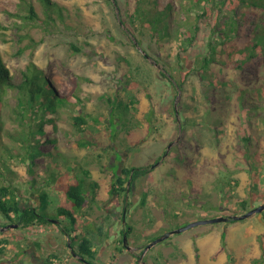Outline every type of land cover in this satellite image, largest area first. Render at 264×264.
<instances>
[{
	"label": "rangeland",
	"instance_id": "obj_1",
	"mask_svg": "<svg viewBox=\"0 0 264 264\" xmlns=\"http://www.w3.org/2000/svg\"><path fill=\"white\" fill-rule=\"evenodd\" d=\"M51 1L62 7L64 20L48 31L11 16L8 11L15 10L16 0H0V51L13 80L20 82L32 62L43 70L58 95L72 100L60 105L54 131L46 132L56 137V144L49 141L28 150L11 136L25 131L30 123L17 115V92L9 90L4 98L0 175L3 182L18 189L22 206H36L41 214L46 210L58 223V207L73 206L64 193L67 184L81 179L88 191V184L95 182V200L88 197L76 215L82 233L79 237L95 239L93 264H216L219 254L215 253L220 247L227 257L222 264H264L258 259L264 248V212L233 223L200 225L172 234L140 254L142 246L190 223L243 214L242 201L247 211L264 204V164L262 171L256 170V165L238 153L242 150L239 125L247 128L252 118L245 121L246 115L232 107L227 112L225 106L236 83L259 81L254 68L236 73L214 66L209 80L225 85H216L209 95L206 91L202 94L203 83L193 76L179 91L161 75V66L151 56L162 57L174 67L188 63L186 71L194 65L197 47L216 38L207 20L199 23L203 20L197 18L201 9L191 0H174L176 18L173 14L171 24L180 22L182 26L162 48L154 44L147 30H138L136 36L149 55L122 22L127 19L120 15V7L127 12L129 3L132 10L133 0H116L118 4L107 0ZM35 6L44 18L40 4ZM227 18V14L220 15L219 24H226ZM197 23L200 30L195 31ZM188 30L196 34L191 43L184 41ZM180 74H175L177 80ZM125 105L129 110L123 109ZM113 107L126 114L125 126L117 124V115L112 121ZM78 117L84 121H76ZM216 137L220 138L217 143ZM260 143L264 152V140ZM29 158L51 169L45 173L40 169L35 184L28 173ZM132 167L150 172L129 188L127 182L128 192L112 195L116 175L122 176L123 169ZM125 195L128 212L122 219ZM61 222L62 229L57 224L28 229L2 226L0 239L8 244L3 246L0 264H40L32 257L33 241L40 244L43 258L53 254V264L73 257L65 235L71 221L62 218ZM4 223L0 215V225ZM123 224L131 227V233L126 249L119 253Z\"/></svg>",
	"mask_w": 264,
	"mask_h": 264
},
{
	"label": "trees",
	"instance_id": "obj_2",
	"mask_svg": "<svg viewBox=\"0 0 264 264\" xmlns=\"http://www.w3.org/2000/svg\"><path fill=\"white\" fill-rule=\"evenodd\" d=\"M107 1L109 3L112 2V4H118L116 0ZM191 1L195 8L201 9L197 18H203V20L199 23L205 24L204 22L207 20V26L211 28V33L216 38L210 39L208 43L204 41L201 46L197 47L193 55L194 65L186 71H184V68L188 63H182L178 67H174L171 63H167L165 59L163 60L162 57L153 58L150 56L156 64L161 66L164 72L161 75L170 79L179 91L183 88L187 79L194 76L203 83L202 94L206 91L208 95L216 85L223 86L226 84V82L218 83L214 82V80H209V77L212 75L210 71L214 66L236 73L241 72L245 68H254L259 81L253 85L236 83L232 95L227 98L225 106L227 112L232 107L235 112L246 115L245 121H247L248 117L252 118L247 128L240 127L239 125L238 138L242 143V150L238 153L252 166L256 165V170L262 171L261 166L264 164V152L261 151L260 142L264 140V0ZM36 2L40 4L44 18L39 16L35 6ZM133 2L132 10L129 9L130 4L128 3L127 12H124L119 5L118 7H120V15L127 19L122 20L126 32L136 39V42L143 48L144 52L147 53L143 42L136 36L138 30L139 33L144 29L147 30L154 44L162 48V43H167L171 40L179 28H181L180 22L174 24L173 27L171 24L172 21L170 19L175 12L174 0H133ZM15 4V10L8 11V13L21 19L27 25L41 26L49 31L57 26V21L63 22L64 20L62 7L51 0H16ZM223 14H227L228 16L227 23L219 24L220 15ZM174 15L176 18V14ZM199 23L194 26L195 31L200 30ZM185 35L184 41L189 43L196 38V34L191 33L190 30L185 31ZM179 73L181 74L179 80H177L175 74L179 75ZM165 74H168V77ZM206 80L209 81L208 84ZM9 90L17 92L18 102L16 106L19 109L17 115L20 116L22 121L26 119L30 121L25 131L19 135H11L13 139L27 147L28 150L29 148H41L42 145L48 144L49 141L56 144V137H49L46 132L54 131V116L57 115L58 108L61 107L60 105L64 106L72 101L71 97L68 95H58L47 80L43 70L32 62L22 72V80L18 83L15 82L4 63L0 51V129L2 122L1 108ZM109 102L111 103L112 100H109ZM123 109L129 110L128 105H125ZM115 115L120 120L117 124L125 126L124 120H126V114L124 112L119 113L116 107H113L110 114L112 121L115 119ZM75 120L83 122L84 118L78 117ZM224 120H226L225 116L221 118L223 123ZM36 121L37 123L33 125V122ZM115 128L116 125L113 126V129ZM218 140L220 138L216 137V143ZM40 152L43 153L42 155L46 154V151L42 149ZM48 155L52 156V152H49ZM29 160L28 173L32 176V184H35V175L40 169L44 173L49 172L51 169L50 167L44 168V164H37L35 159L31 160L29 158ZM157 163L159 161H156L155 164ZM35 167H37L36 170ZM149 168H152V165ZM149 172L150 169L145 167L123 169L122 176L116 175L111 194L119 195L117 191L126 193L127 182L129 188L137 179L147 175ZM52 174H49L48 177H51ZM88 185L89 190L87 191L81 179H76L74 182L67 184L64 188V193L73 206L71 205V208L65 206L58 207L56 212L58 223H54L49 218L51 217L50 213L48 214L46 210L45 214H41L36 206L25 205L23 207V202L19 200V194L17 193L18 189L11 184L3 182L0 175V215L6 220V223L0 225V231L2 226L6 227L15 224L25 229L35 225L47 226L57 224L62 229L63 223L61 219L65 218L71 221V227L69 224L67 225L68 230L65 231V235L68 237V247L73 256L79 258V264H93L92 261L97 255V252L92 250L95 246L93 242L95 239L92 238V240L86 236L79 237L82 233L77 225L76 218V215L80 214L82 208L86 205L88 197H90V201L92 202L95 200V190L98 185L95 182H90ZM38 200L41 206L43 203L40 196H38ZM240 204L241 211L245 213L247 211L246 203L242 201ZM123 216L122 213V219ZM230 216L232 214L224 215V217ZM233 222L230 221L229 223ZM126 226L127 231L124 233L125 237L128 238L131 233V227L129 225ZM119 243L123 245V238ZM7 244L4 239H0V254H3L5 250L3 246ZM145 247L142 246L140 254L143 253ZM123 249H126L124 245L122 249H118V252L120 253ZM50 258H54V256L52 255ZM47 264L53 263L48 259Z\"/></svg>",
	"mask_w": 264,
	"mask_h": 264
},
{
	"label": "water",
	"instance_id": "obj_3",
	"mask_svg": "<svg viewBox=\"0 0 264 264\" xmlns=\"http://www.w3.org/2000/svg\"><path fill=\"white\" fill-rule=\"evenodd\" d=\"M264 212V204L259 205L258 207L252 208L251 210L247 211L246 213L243 214H233L230 217H217V218H213V219H205V220H200V221H196L193 223H190L184 227L178 228L174 231H171L169 233H167L166 235L154 240L150 245L146 246L144 249V252L151 248L153 245L162 242L164 240H166L168 237H170V235L172 234H179L182 233L186 230H189L191 228H194L196 226H200V225H208V224H218V223H229L230 221H241V220H245L255 214H262ZM19 227L17 224L15 225H8L6 226L4 229H8V228H17ZM3 230V228L1 229ZM127 244V240L126 237H123V245L126 247ZM129 249V248H127Z\"/></svg>",
	"mask_w": 264,
	"mask_h": 264
},
{
	"label": "crops",
	"instance_id": "obj_4",
	"mask_svg": "<svg viewBox=\"0 0 264 264\" xmlns=\"http://www.w3.org/2000/svg\"><path fill=\"white\" fill-rule=\"evenodd\" d=\"M107 244H109V239L108 240H106L105 241V243H104V245H103V247H102V251L104 250V246H106ZM31 245H32V247L35 249V251H33V254H32V257L33 258H35V259H37V260H40V264H47V261H48V259L52 262V263H54L52 260H55L56 261V259H55V257L54 258H50V257H52V253H50V254H47L46 256H45V258H43L42 257V254L38 251V248L39 249H41L40 247V244L38 243V242H32L31 243ZM227 247V246H226ZM117 249V248H116ZM92 250H94V251H97V247H93L92 248ZM118 250V249H117ZM116 251V250H115ZM143 252H144V250H143ZM121 253V252H120ZM198 253V252H197ZM98 254H101V249H99V253ZM112 254V253H111ZM216 254H219V256H218V259L215 261L216 262V264H218L219 263V261H221V264L223 263V262H225L226 260H227V257L225 256V251H224V249H223V251L221 250V247L219 248V250L218 251H216V253H215V255ZM113 255H117V253L116 252H113ZM98 258H99V255H98ZM198 258V257H197ZM263 258V259H262ZM78 257H76V256H73V257H65L64 258V261H63V263H61V264H68V262H67V260H70V261H72L73 262V264H79V262H78ZM259 259V261L261 262V261H263L264 260V248L262 249V252H261V255H260V257L258 258ZM33 261V260H32ZM264 263V262H263ZM80 264H85V263H80ZM177 264H181V262H178Z\"/></svg>",
	"mask_w": 264,
	"mask_h": 264
},
{
	"label": "flooded vegetation",
	"instance_id": "obj_5",
	"mask_svg": "<svg viewBox=\"0 0 264 264\" xmlns=\"http://www.w3.org/2000/svg\"><path fill=\"white\" fill-rule=\"evenodd\" d=\"M127 192H128V190H127ZM123 212L122 213H125V211H127L128 212V208H127V206H128V195H125V198H124V200H123ZM122 222V221H121ZM124 225V224H123ZM127 231V226L126 225H124V227H122V229H121V235H122V238L125 236V233L124 232H126ZM260 262V261H259Z\"/></svg>",
	"mask_w": 264,
	"mask_h": 264
}]
</instances>
